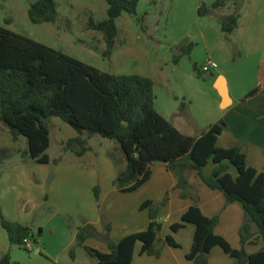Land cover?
<instances>
[{"label":"trees","instance_id":"1","mask_svg":"<svg viewBox=\"0 0 264 264\" xmlns=\"http://www.w3.org/2000/svg\"><path fill=\"white\" fill-rule=\"evenodd\" d=\"M104 1L106 18L100 22L90 18L87 27L102 35L105 46L102 57L108 59L114 52L118 35L116 20L123 14L135 17L139 0ZM225 2L216 0L211 7L202 4L197 14L211 16L215 10L224 8ZM27 18L33 25L56 24L58 5L55 0H36L29 6ZM239 20V14L234 13L217 20V23L223 34L230 35L238 28ZM137 22L141 21L137 19ZM190 47L187 46L186 50L189 51ZM194 71L201 77L197 67ZM260 93H264V87L254 88L245 99ZM155 100L153 82L148 78L102 72L61 51L0 27V123L7 127L13 141L25 138L27 147L22 153L23 159L49 165L48 123L51 119H58L78 133L67 142V148L76 157H82L90 150L87 140L92 137L98 136L115 144L125 160L124 169L117 170L112 182L119 193L135 192L149 181L151 167L163 164L175 177V190L180 192V198H191L194 203L182 215L180 223L171 226L173 233L186 224L195 227L192 246L186 255L188 261L208 264L212 249L219 247L233 260L232 264H264V246L253 254L245 251V246L253 244L256 239L264 244V172L258 173L247 166L243 142H235L227 148L215 146L217 137L227 129L224 121L210 125L197 138L190 137L180 133L157 112ZM184 107V104L180 105L181 112ZM210 161L212 173L205 175L204 169ZM53 163L57 164L55 160ZM232 168L236 171L235 177L230 173ZM191 172H195L208 189L220 192L226 204L241 206L243 223L238 233L239 250L215 235L219 216L207 218L199 210L197 197L192 194L189 184ZM92 194L98 203V187L92 189ZM160 209L161 205L152 201L142 203L140 210L148 213L147 230L128 235L117 243L110 239V223L101 216L104 233L97 232L90 225L85 226L76 234L75 247L83 248L96 264H131L137 243L141 244L142 255L159 259L164 244L179 248L172 236L159 242L162 230ZM0 227L11 245L23 248L26 239L31 244L36 242L32 229L7 220L1 207ZM38 231L37 236L42 230ZM93 237L100 238L107 245L108 253L85 246V242ZM70 257L74 259V249L70 251ZM0 264H11L9 254L0 258Z\"/></svg>","mask_w":264,"mask_h":264},{"label":"rangeland","instance_id":"2","mask_svg":"<svg viewBox=\"0 0 264 264\" xmlns=\"http://www.w3.org/2000/svg\"><path fill=\"white\" fill-rule=\"evenodd\" d=\"M35 1L0 0V27L61 51L74 59L85 60L95 68H101L102 72L116 76L138 75L150 79L156 97L155 109L160 113L171 110L179 113L177 124L186 125L188 129L182 127L185 132L198 134L196 131L199 127L211 125L213 113L219 112L215 102L216 92L212 88L216 70L198 77L194 67L201 70L209 60L216 63L229 80L241 78L246 83L244 87L251 86L250 79L252 75L254 77L255 72L252 51H243L237 44H230L228 36L220 31L217 20L250 10L252 7L258 9L264 0H259L260 3L258 0H226L224 8L215 10L208 17L198 16V8L202 4L211 7L216 0H139L135 17L123 14L116 20L118 35L114 52L108 59L102 57L104 48L101 46V34L87 27L90 18L98 22L106 18L107 5L104 0H55L59 12L57 23L41 25H33L27 18V10ZM90 9L94 10V16H90ZM137 19L141 22L138 23ZM189 45L191 47L188 51L186 47ZM183 49L186 51L183 52ZM181 104L185 106L182 112ZM181 113L185 115L182 116ZM196 122L198 124H195ZM194 125L195 129L192 130ZM48 129V167L52 171L46 182L53 178L57 165L62 168L75 163L80 167L93 161L89 153L81 158H74L75 154L67 148L69 139L78 135L70 126L58 119H51ZM26 147L25 138L20 137L18 141H13L7 127L0 123L1 165L22 161L21 156ZM120 162L124 164V159L120 158ZM205 170H210L209 174L212 173L211 161ZM231 170L236 173L234 168ZM166 197L167 195L159 203L161 208L166 204ZM112 201L111 198L107 200L102 214L105 215L109 211ZM43 210L45 214L36 219L42 232L37 236L39 231L34 230L36 242H32L28 251L9 244L4 230L0 228V233L5 239L2 242L4 241L7 248L5 253L9 254L11 264H54L72 249L75 251V246L71 249L68 247L74 242L75 234L83 228L82 219L73 217L50 202H45ZM109 217L123 219L114 212H111ZM114 228V232L119 233L120 227ZM169 230L171 236L175 234L171 228ZM100 233H104L103 224ZM88 240L97 248L105 244L100 238L93 237ZM86 246L89 247L88 244ZM37 251H40V254ZM1 256L0 250V258Z\"/></svg>","mask_w":264,"mask_h":264},{"label":"crops","instance_id":"3","mask_svg":"<svg viewBox=\"0 0 264 264\" xmlns=\"http://www.w3.org/2000/svg\"><path fill=\"white\" fill-rule=\"evenodd\" d=\"M257 2L260 3L259 0ZM259 7L258 9L252 7L250 10L241 13L237 12L240 16L238 28L232 34L227 35L230 44L233 46L237 44L241 50L246 49L247 52L252 51L253 53L255 72L254 77L252 75L250 79L251 86L244 87L246 83L241 78L229 80L222 70H219V67L216 69V75L212 81V88H214L217 96L215 102L219 110V112L213 113L212 124L222 120L227 126V129L217 137L215 146L227 148L235 142H243L246 145V164L258 173L264 172V93L249 99H245V96L254 88L264 87V3H260ZM89 12L90 16H94L93 9H90ZM234 40L235 43H233ZM101 46L105 49L102 35ZM76 59L94 67L85 60ZM96 68L102 71L101 68ZM220 78L229 101L226 107L222 106L221 96L216 89V84L220 82ZM158 113L180 133L190 137H199L210 126H205L206 128L201 126L196 131L198 134H191L183 130L182 127L188 129L186 125L181 124L179 126L177 124L179 122L177 117L180 114H177L176 111ZM181 115L184 116L185 114L181 113ZM171 117H173L172 120ZM194 129L195 125L192 130ZM82 138L86 139L84 136ZM87 146L90 150L85 154L88 155L89 153L93 160L91 163L83 164L80 167L75 163L62 168L57 165L53 178L51 181H47L48 184L46 179L52 171L48 167L49 165L34 164L25 159L16 163L0 164V207L4 217L11 222L30 227L33 232L36 229L42 230L36 219L45 214L43 210L45 202H50L51 205H56L73 217L81 218L82 227L90 225L99 233L102 224L101 216H104L108 223L111 222L110 239L117 243L128 235L147 230L148 213L139 209L142 203L152 201L159 204L161 199L167 195L166 204L162 206L159 213V219L162 223L159 242L164 241L167 236H171L169 230L171 226L180 223L182 215L194 203L191 198H180V192L175 191L176 179L167 171L165 165H153L149 181L135 192L119 194L112 182L116 178L117 170H122L125 167V160L124 164L120 162V158H123L121 152L114 143L98 136L88 139ZM74 158L79 157L75 156ZM209 173L210 170L204 171L205 175H210ZM230 173L233 177L236 176L232 170ZM195 174V172L189 174V184L193 189L192 194L197 197L199 210L207 218L218 215L219 222L214 230L215 235L226 240L233 249L239 250L238 233L243 223L241 206L238 203L226 204L225 198L220 192L208 189ZM94 187L99 189L98 203L92 194ZM45 196H47V201H45ZM109 198L113 201L109 211L104 215L101 211H103V207ZM111 212L123 219H111L109 217ZM118 220L119 222H117ZM114 226L120 227L119 233L114 232ZM194 232L195 227L186 224L183 229L173 234L172 237L179 248H171L164 244L159 259L142 255L140 252L141 244L137 243L134 247L131 264H193L186 259V255L191 249ZM2 240L5 239L0 233V250L3 256L7 248ZM6 241H8L7 235ZM86 244L100 253H108L106 244L98 248L92 245V241L87 240L85 246ZM253 244L256 246L254 247ZM253 244L245 246L247 254L258 252L264 246L260 239H256ZM75 245L74 239L68 249ZM218 248L212 249L208 264H232L233 260ZM37 253L40 254V251ZM54 264H96V261L89 258L83 248L76 247L74 259H71L69 251L68 255L66 254L63 259Z\"/></svg>","mask_w":264,"mask_h":264},{"label":"built area","instance_id":"4","mask_svg":"<svg viewBox=\"0 0 264 264\" xmlns=\"http://www.w3.org/2000/svg\"><path fill=\"white\" fill-rule=\"evenodd\" d=\"M217 68H218V66H217L216 63L211 62V61L208 60V61L202 66V68H201L200 71H201L202 74H209L211 71H214V70H216ZM22 247L25 248V249L30 250L31 247H32V244H31V242H30L28 239H26V240L23 241V245H22Z\"/></svg>","mask_w":264,"mask_h":264},{"label":"water","instance_id":"5","mask_svg":"<svg viewBox=\"0 0 264 264\" xmlns=\"http://www.w3.org/2000/svg\"><path fill=\"white\" fill-rule=\"evenodd\" d=\"M221 82H222V79L220 78V82H218V84H216V89H217V91L219 92V94L221 96L222 106L226 107L228 105L229 101H228V98H227L226 91H225L223 85L221 84ZM48 183L49 182H47V184Z\"/></svg>","mask_w":264,"mask_h":264}]
</instances>
